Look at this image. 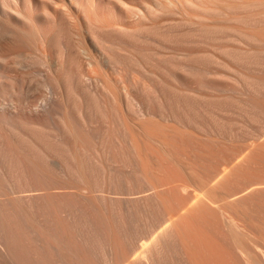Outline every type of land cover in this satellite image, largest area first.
Returning <instances> with one entry per match:
<instances>
[{
  "label": "bare ground",
  "instance_id": "1",
  "mask_svg": "<svg viewBox=\"0 0 264 264\" xmlns=\"http://www.w3.org/2000/svg\"><path fill=\"white\" fill-rule=\"evenodd\" d=\"M263 4L262 0H0V264H132L133 258L135 261L133 264H169L171 258L169 259L167 252L169 243L173 240L175 244L177 242L180 250L177 256L175 255L176 264H206L212 257V250L207 249L208 247L205 249L204 245L202 248L197 242L201 241L202 244L211 242L207 236L205 238L209 241L203 238L206 234L202 232L205 226L202 228L200 226L201 223L204 225V220L209 216L206 218L202 215V211L196 212L197 217L194 216L193 219L195 221L197 218L195 222L200 224L196 226L197 223L195 224L188 216L189 208L184 210V206L190 203L198 205L194 204L196 205L194 209L200 205H203L204 210L216 207L217 210L209 209L210 211L213 209L212 213L210 212L212 218L213 216L217 218L220 210L219 216L222 217L221 220L227 226L234 241H237L236 248L241 251V258L244 256L243 253L247 257L245 261L242 260L243 263L264 264L262 227H259L261 231L258 233L261 234L258 237H261L259 240L263 242L259 244L258 239L255 241L259 246L258 249L257 246L249 248L250 245L247 246L245 243L251 234H248V230L245 233L244 228L250 227L253 231L255 225L252 223L253 226H250L251 221L248 219L253 207H249V213L246 212L248 215L245 213L248 208L245 207L243 213L245 218L240 215L250 222L237 221L243 230L233 221V217L236 216L230 218L228 215L230 209L240 205L241 199H237L239 196L234 198L233 194L237 191L238 195L241 193L247 195L248 192H243L245 185L243 188L240 185L241 193L239 188H236V191L234 188L227 190L224 184L219 189L213 182L214 179H219L218 176L222 177L220 176L222 172L215 171L213 175L211 174L213 177L206 169L196 168L190 170V173L186 172L190 167L184 164L179 156L172 154V150L169 153V145H175L169 144L171 140L167 134L169 128H166L167 132L163 131L164 135H159L152 125L154 110L146 101V104L142 103L144 105L140 108L135 107V101L138 103L143 99L142 94L151 91V84L147 81L161 79L159 76L162 75L158 76V70L169 75V72L158 64L169 66V61L173 62L175 57H180L166 54L169 53V44H189L197 37L208 39L207 42L205 41L208 43L209 40L216 41L217 35L220 38L224 33L226 36L227 32L231 35L236 32L248 43L250 42L249 44L254 45L245 48L239 45H223V43L215 45L214 54L217 51L228 60L259 64L264 57V31L258 28L262 32L251 33L246 31V27V30L234 28L218 22L220 20L210 18L229 15L238 8L253 7L254 10V7L260 8ZM177 15L181 16L180 20H176ZM240 18L233 17L230 20L240 21ZM231 35L229 34V37ZM193 51H188L182 56L201 65L221 59L211 52ZM123 67L128 70L137 68L140 71L142 75L140 88H136L129 76H123ZM195 68L190 67L193 69L190 71L191 74L193 71L197 72ZM248 81L252 89L249 104L255 115H264V76H249ZM90 84L95 85L97 90L94 91ZM39 85L48 92L34 97L33 92ZM164 88L166 90V87ZM176 89L179 92V89ZM169 90L168 85L167 91ZM60 91L71 103L74 117L69 114H59ZM84 96L88 98L87 101L83 99ZM184 98L185 100L182 99L184 103L180 104L183 110L188 108V99H192L185 94ZM122 100L127 114L122 110ZM212 105L209 107H215ZM225 106L228 108L229 104ZM222 107L224 108V105ZM110 116L119 124L122 137L128 145L131 154L129 162L134 166L138 181L135 185L134 180L122 172L115 174L114 168L118 162L115 157L112 158L108 147L101 146L100 159L99 162L96 161L102 168L103 181L97 179L100 173L97 174L96 168H92L90 162L81 154V151H87L85 144L90 140L92 142L90 136L96 131L95 117L107 121ZM8 117L15 122V126L6 125L5 119ZM56 117L59 134L55 133L58 136L53 138L46 134L39 123L51 121ZM23 131H27L28 135ZM52 132L55 131L50 133L53 134ZM83 137H90V140L87 138L86 142ZM211 140L214 143L215 137ZM37 142L41 145L37 146L35 144ZM119 144L122 145L120 140ZM251 147L254 148L253 145ZM52 156L59 159L58 168L52 164L54 159ZM230 168L227 172L231 175ZM209 175L212 178L215 176L213 182ZM229 180L224 181L232 182ZM123 182L132 183V186L124 185ZM251 184L249 183L248 186ZM260 185L256 188L259 192L262 187ZM222 187L226 191L220 192ZM243 194V197H239L243 198V201L249 198L248 195L244 198ZM71 199L79 204L78 209L68 205V200ZM115 201L121 209H127L129 214L132 211L139 213L143 209L146 223L152 228L151 230L156 227L160 229V234L151 236L152 242L150 246L148 245L149 248L144 244L145 246L140 245L130 250L133 252L131 262L129 252L122 247L121 239L112 234V227L109 226V220L113 218L110 219L112 216L108 217L107 212L113 208ZM190 207L193 208V205ZM228 209L229 212L226 213ZM214 210L218 212L217 215ZM76 211L80 212V219L76 218ZM208 212L206 210V215H209ZM254 215L255 213L251 214V217L253 218ZM203 216L205 219L202 218ZM240 216L238 219L242 218ZM133 217L131 215V218ZM199 217L203 222L200 223ZM212 218L210 216L207 221L211 222ZM217 220L211 223L215 222L217 225ZM110 222L112 224L113 220ZM215 223L212 226H215ZM263 224L264 221L261 226ZM170 226V234L174 238L171 241V236L167 233ZM165 227L168 229L166 230ZM196 227L198 229H195ZM112 230L116 231L114 228ZM171 230L174 232L171 233ZM120 231L122 230H119V233ZM192 233H196L197 238H194ZM212 234L208 232L206 235L217 239ZM132 235L133 233H127L126 237L131 240ZM102 237L104 239H100ZM194 240L195 247L200 246L202 249L196 251ZM97 241L99 247L94 246ZM253 241L249 242L252 246ZM213 242L210 245L221 246L219 241ZM222 248V246L218 248L219 252L215 251V254L218 252L222 255L220 250ZM203 249L206 254L210 252V256L207 254L208 258L205 253L203 254L206 256L205 259L207 258L206 263H203L205 261L202 255L200 256L204 252ZM198 250L201 251L200 254ZM163 251L166 252L162 253ZM221 255L215 257H221L220 259L223 260ZM219 261V264H226ZM213 264H216V261Z\"/></svg>",
  "mask_w": 264,
  "mask_h": 264
},
{
  "label": "rangeland",
  "instance_id": "2",
  "mask_svg": "<svg viewBox=\"0 0 264 264\" xmlns=\"http://www.w3.org/2000/svg\"><path fill=\"white\" fill-rule=\"evenodd\" d=\"M262 1L264 2V0H262ZM254 8H255L254 10H253V7L252 8H238V9H235L234 11H232L229 15H226V16H228V18H226V16H220V17L217 16V17H211L210 19L220 20L218 22H223L222 24H225L227 26H232L234 28H240V29H245V30L247 28L246 31L251 32V33H256V31H257V33L262 32V31H264V28H263L264 27V23H263V21H264V12H263L264 11V4H263V6L261 5V7H260L261 9L263 8L262 9L263 11H261V9L259 7L258 8L254 7ZM238 10H240V11L238 12ZM259 11L262 13H260ZM180 15H182V14H180ZM180 15L179 16L177 15L178 17L177 16H171V17H173V18L177 17L178 19L176 18V20H180L181 19ZM239 16L240 17L243 16V17L240 18ZM171 17H169V19ZM233 17L240 18L241 20L240 21L230 20V18H233ZM242 19L248 20V21H244ZM171 20H170V23H171ZM238 22H240V24ZM258 28H260L262 31ZM224 34L223 35L221 34L222 37L220 36V38H219V35H217L216 41L211 42L209 40L208 43H206L207 42L206 40H208V39L197 37V39L193 40L194 41L193 43H189V44L186 43L183 45L182 44L181 45L169 44V53L166 52V54H169V56L174 55V56H178V57L180 56V57L179 58L175 57L173 59L174 60L173 62H172V60L169 61L170 62L169 66L166 64H162V63L158 64L159 66H161L162 69H165L166 72H169V75L166 73H163L162 70L161 71L158 70L157 71V72H159L158 76H159V74L162 76L164 75L163 76L164 78L162 76L161 77L159 76V78H161L163 80H161V79H155V80L152 79L151 81L148 80L147 82L149 84H151V87H152L151 91L148 93L142 94L143 96L141 98H143V99H140V101H138V103H137V101H135V107H137V109H138V108H140V106L144 105L142 103H145V101H146V103H148V105L154 110V117H153L154 119L152 121V125H153L155 132H157V133L159 132L158 133L159 135H164L165 134L164 132L169 128V130H168L169 133L166 131L167 134L169 135V139H171V140H169V144H173V143L175 144L173 146L169 145V153L172 150L173 151L172 154H174L175 156H179V158L182 160V162L191 168V169L189 168V171H186V172L190 173L191 171L195 170L196 168L199 170H205L206 169V170H208L210 175L211 174L213 175L215 173V171L217 172V170H218V173L222 172V174L220 175L222 177H219V176L217 177L221 180L214 179L215 176H214V178H212L213 177L212 175H211L212 177L209 175L210 178H212V180L208 179V180H211V182H213V179L215 182L217 181L218 182V183L216 182L217 184L215 182H213V183L219 189L222 186V184H224V185H226L225 187L227 188V190H229V189L233 190V188H234V190L236 191L239 188L241 190V191L239 190V192L241 193L242 188L245 185L244 187L246 189L244 188L243 192H245V191H246V193L248 192L247 195L249 198H247L246 197L247 195L243 194V193H241V195H238L237 191H236V193L233 194L234 198H236L235 196L240 197L243 194L244 198H247V199L246 200L244 199V201H243V198H239V197L237 198L239 200L240 199L242 200V201L241 200L239 201L240 205H237L236 207L232 208L233 210L230 209L231 212L235 211L236 214H235V212H232V213L229 212V209L226 211L224 210V211L226 213H228V212L230 213V214L228 213L230 218H232L233 215L236 216V217H233L234 218L233 221L236 224H239L237 222L239 220L241 222H244V223H246V222L248 223L251 221L250 222L251 225L249 224L250 226H253L255 223V225L253 226L254 229L252 228L253 231L250 230V227H249V229H247V227H245L243 230L239 224V227L241 228V230H243L245 233H247L246 230H248V234H251V236L248 238V240L245 241V243L247 244V246L250 245L249 248H253V247L257 246V243L255 242V241H257V239H258L257 242L258 243L260 242L259 244H262V242H263L262 240L261 241L259 240L261 237H258L261 234V233H258L259 231H261V230H259V227L260 228L262 227L261 229L264 232V230H263L264 224H263V226H261L262 222L264 221V188H263L264 187V184H263L264 183V160H263L264 159V115H261V114H260V116L255 115V112H253V109L251 108V106L249 104V100L252 96V89H251V85H250V82L248 81V79H249V76H264V57H262V61L259 64H257V63H252V64L249 63L248 64L246 62H238L235 60H228L225 57H223L222 55H220L219 53H217V51L214 54V51L216 50V46L220 45V44L222 45L223 43H224L223 45H228V44L236 45V46L239 45V46H243L245 48L254 45L253 43H251L253 45L249 44L250 42L248 43L246 40L241 38V36L238 35V33H236V32H234L232 35L230 32L229 33L227 32L226 36ZM229 34L231 35L230 37H229ZM229 38H230V40H229ZM198 39H199V41H198ZM203 40H204V42H203ZM228 40H229V42H228ZM198 50L199 51L203 50L204 52L206 51L209 53L211 52L216 57H218V59H220V58L221 59L219 61L211 62L209 64L208 63H202V65H201V63L199 64V63L192 62L190 60L185 59L184 56H182L184 53H187L188 51L196 52ZM174 56H172V57H174ZM182 57H183V59H182ZM165 65L169 68H167ZM190 67H192L193 69L196 67L195 69H197V72L193 71V73L191 74L190 71L193 69H190ZM182 71H184L185 73H183ZM201 71H203L206 75ZM199 72H201L202 74L200 73L201 74L200 75ZM122 74H123V76H129L134 81L136 88H140L141 83H142V80H141L142 75L137 68H133V69L128 70V69L123 67ZM184 74H186V75H184ZM188 75H189V77H188ZM191 75H193L194 77ZM215 75H217V76H215ZM166 80H167V82H166ZM164 81L166 83H164ZM92 85L93 84H90L92 89H94V91L97 90L95 85H93V86ZM163 85H165V86H163ZM168 85H169V89H170L169 91H167ZM164 87H166V90ZM173 87L178 88L179 92L176 88H173ZM38 88H40V89H38ZM41 88L44 89V87L41 85L37 86V88L33 92L34 97H38L41 94H47L48 91L47 90L45 91V89L41 90ZM163 90H164V93H162ZM175 90L177 91V93ZM180 90L183 91L184 93L181 92ZM62 93L63 92L60 91V93L58 95V102L61 106V109L59 110V114L60 115L69 114L70 116L74 117L75 114L73 113V108L71 106V103L66 99L64 93L63 94ZM178 93H179V95H178ZM184 94H185V96L188 95L192 99H188L189 100L188 101V108L183 110L182 107H180V104L184 103V100H185ZM162 96H164V97H162ZM180 96H181V98H180ZM204 96H206L207 99H206V97L204 98ZM208 97H210V99ZM218 97H221V98L219 99ZM197 98H199V99H197ZM214 98H215V100H214ZM83 99L86 101L88 100V98L85 96L83 97ZM182 99H184V100H182ZM198 100H199V102H198ZM195 101L197 103H195ZM208 101H209V104H208ZM210 102H211V104H210ZM213 102H214V104H213ZM200 103H201V105H200ZM215 103H217V104H215ZM218 103H219V106H218ZM207 104H208V107H207ZM227 104H229L230 107L227 106L228 108H226L225 105H227ZM121 105H122L123 112L125 114H127L123 100L121 101ZM211 105L215 106V107H209ZM223 105H224V108L222 107L223 111H221L222 110L221 106H223ZM216 106L218 108H216ZM206 107L208 110L206 109ZM213 108H215V109L213 110ZM249 108H251L250 111H249ZM202 109L204 111H202ZM249 116H250V118H249ZM135 117L134 118L131 117V118L136 119ZM94 120H95V127H96V131L94 132L95 134H92L90 136L91 138L87 137L88 140L92 139V142H91V140L89 142L88 140H86L87 139L86 137H83L86 142L88 141L90 143V144H88V142H87L85 144V146L87 147V151H84V152L81 151L83 158L88 160V162H90L89 165L92 168H96L97 174L100 173L99 174L100 176L99 177L97 176V179H99L100 181H103V179H102L103 171L101 170L102 168H101L100 164L97 162H99V159H100V153L102 151L101 146L104 145L105 148L108 147L110 154L111 153L113 155L115 154L114 156L111 154L112 158L115 157L116 161L118 162L114 168V170H116L115 174H119L120 172H122L127 177H131L132 180H134L133 184L135 185L136 183H138L137 176L134 173V166L132 165V162H129L131 154H130V151L128 150L127 143L125 142L124 138L122 137V134H121L122 129L120 128L119 124L117 122H115L114 120H112L111 116H110V119L107 121H103V120L99 119L98 117H95ZM5 123H7L6 125H8V126L9 125L10 126L16 125L15 122L9 117L5 119ZM39 125H42L41 127H43L46 134L49 135L50 137L53 136V138H54V137L58 136V135H55V133L59 134V126H58L59 124L57 121V117L51 121H48V122H46V121L41 122V123H39ZM155 127H157V128H155ZM48 130L50 132L51 131H55V132H52L53 134H51L50 132H48ZM159 130H161V131H159ZM23 132L26 133V135H28L27 131H23ZM213 137H215L214 143L211 140ZM257 137H258V139H257ZM113 138L115 139V141ZM209 138H211V139L209 140ZM117 139H118V141H117ZM119 140L121 141L122 145L119 144ZM209 142H212V143H209ZM35 144L37 146L41 145L38 142ZM93 144H94V146H93ZM99 144H100V146H99ZM87 145H89V146H87ZM252 145L254 148L251 147ZM92 147H94V148H92ZM178 148H179V150H178ZM118 149H121V150H118ZM180 149H181V151H180ZM97 154H98V156H97ZM220 157H222V158H220ZM52 158H54V159H52L53 160L52 164L54 165V167L58 168L59 163H60L59 159L55 158L54 156H52ZM91 158L94 159L93 162H92ZM228 160H229V162H228ZM188 162L190 164H188ZM94 163H95V165H94ZM229 167H231L230 168L231 169V175L229 172H227ZM177 169H179V167H177ZM211 170H212V172H211ZM225 173L226 174L228 173V174L226 175ZM185 174H187V173H185ZM228 175L230 176V178H228ZM183 176L184 175L182 174V177ZM226 176L230 180H232L231 178H234L232 180V182L229 180L230 182H228V183H230V184L228 185V187H227L228 183L226 181H224V180L228 181ZM224 177H225V179H224ZM186 178L187 177L185 176V179ZM182 179H184V177ZM222 181H223V183H220ZM249 183H252L253 185L251 184L248 186ZM257 183H258V185H260L259 183H261V185L263 184L262 187L260 188V192L258 191L259 189H256L259 187L257 185ZM123 184L128 185V186H132V183L123 182ZM255 184L258 187L255 186ZM240 185L242 188L240 187ZM223 188L224 187H222L221 190H219V191L220 192L226 191L225 188L224 189ZM250 191H251V195H252L251 197H250ZM256 192H258V193H256ZM253 193L254 194L256 193V194L254 195ZM26 195H28V194H26ZM68 203H69L68 205H70V207H74V208L79 207V204L76 201H74L73 199L68 200ZM194 204H196V203H194ZM194 204L190 203V205H193V208L190 207L189 204L184 206L185 207L184 210L187 207L189 208L190 213L188 212V216H190L189 218L192 219L193 222H195L197 219L196 218L195 221L193 219L194 216L197 217L196 212L200 213V211L203 212L202 215H205V217L211 216V218H212V214H210V212L213 209L211 211L209 209L214 208V207L207 208L204 210V208L202 207L203 205L202 206L200 205L203 209L199 206L198 208H195V209H197L195 211L194 207H196L197 204L196 205H194ZM117 206H119V204L115 201L113 208H112L114 210L111 209L110 211H108L109 214L107 212L108 217H110V215H111L112 217L110 219L113 218L112 219L113 223H115L113 225V223L111 224V222H110L112 220H109V223H110L109 226L112 227L111 228L112 234L116 238L118 237V239H121V241H120L121 245L125 250H127L129 252L128 253V256L130 258L129 260H130V262L133 260V262H132V264H133V263H135V261L133 258V252L130 250L134 247L137 248V246H140V245H143V246L146 245V247L149 248V246L152 242V240L150 239L151 236L154 237V236L160 234V229H159V227L158 228L156 227V229L154 228L153 230H151L152 228L146 223V220H145L146 215L143 213L144 212L143 209L140 210L139 213L132 211V213L129 214V212H127V209H125V208L121 209L120 206H119V208ZM245 207L248 208L247 209L248 211H245L246 210ZM249 207H253V209L250 208V210L252 209V212H250V213L251 214L255 213L253 218L251 217V214L249 213ZM139 208H141V207L139 206ZM191 208H192L193 213L190 210ZM206 210H207V212L209 211L207 213L209 215H206ZM216 210H217V208H216ZM186 211H188V210H186ZM241 211H242V213H241ZM244 211H245V213L246 212L249 213V215L247 213H246V215H248V219L250 221L248 219H247L248 221H246V219H244L245 218L243 216ZM218 212L220 213V210H218ZM218 212L215 211V214L217 215ZM184 213H187V212L184 211ZM219 213H218V216L221 214V213L220 214ZM121 214H123L125 216L127 214L128 215L125 217V216H122ZM75 215H76V218H78V219L81 218L79 211H76ZM131 215H132V217L133 216L134 217L131 218ZM199 215H201V214H198V216ZM240 215H242L244 218ZM218 216H217V218H214V216L212 218V221H214L215 219L216 220L218 219L217 220L218 222L216 221L217 225L215 222H213V223H215V226L214 225L212 226L213 223H211L212 222L211 220H210L211 222H208L209 217H208V219H205L204 216L202 217L205 219L204 220L205 222H203L202 219H200V217H199L200 223L202 221L204 223V225L202 223L200 225V224H198L199 222H195V224L197 223L196 226L200 225L201 228L203 226H205L204 231H202L203 229L199 228V229H201V231L203 233L206 232V234H208V232H211V234H212V231H213L214 237L216 236V238H217V239H214L213 237L210 238L209 235L203 234L204 239L208 238L211 241L210 243H212L213 241H217V242L219 241V243H221L220 245L223 247L222 249H220V250H222V255H221L220 253H218L219 252L218 248H221V246L218 247L219 245H216V246L210 245L209 242H206L203 244L201 243V241L197 242L198 243L197 245H199V243H200L201 247L204 245L205 249L208 247L207 249L212 250L211 251L212 257L209 260H207V258H208L207 254H209L210 252L206 254L205 249H203L204 252H202L200 254L201 251L199 252V250H198L200 256L202 255V257H203L202 259H204V261H205V262H203V260H202V262L206 263L208 261V263H206V264H213L214 261H216V264H217V259H218V264L220 263L219 260H221V262H224L226 264H229V263L230 264H245V263H243V261H245V259L247 258L246 255L243 253L244 256H242V258H241V256H240V255H242L241 251L240 250L238 251V249L236 248L235 242H237V241H234L235 239L231 236L230 232L227 230L228 229L227 226L225 225L223 220H221L222 217L221 216L218 217ZM239 216H240V218L241 217L243 218V219L241 218L243 221L241 219H238ZM121 218L124 219L125 221H123ZM130 218L132 219L131 222H129ZM251 218L255 219L256 221L252 220ZM261 218L263 220H261ZM116 219H117V221H116ZM126 220L128 221V223ZM260 220L262 222L259 224ZM206 221H207V226L211 223L210 226H208L209 228L206 226ZM252 221H255V222H252ZM70 222L72 223V221H70ZM121 222L122 223L124 222L126 225L124 223L122 224ZM252 223H253V225H252ZM222 224L225 225L224 226L225 229L223 228ZM241 224L244 225L243 223H241ZM245 226H246V224H245ZM120 227H122V228H120ZM113 228L116 230V231L114 230L115 232H113V230H112ZM165 229L167 230L168 228L165 227ZM170 229H171V226L168 229L169 232L167 230V233H169V235L171 236V239H170V241H171L174 238H172L173 235L170 234ZM195 229H198V228L196 227ZM210 229L212 231H210ZM119 230H122V231H120V233H119ZM207 230H209V231L207 232ZM172 231L174 232V230H171V233H172ZM249 231H251L252 233L251 232L249 233ZM193 232H195V231H193ZM127 233L128 234L133 233V235L131 236V240L126 237ZM257 233H258V235H257L258 238L256 237ZM192 234H193V236H195L194 238H197L196 233H192ZM213 234H212V236H213ZM118 235H120V236H118ZM201 235H202V233H201ZM193 236H191V237H193ZM205 236H207V238H205ZM262 236H264V235L262 234ZM255 237H256V239L253 241V239ZM100 239H104V238L102 237ZM208 239H207V241H209ZM252 241H253V246L250 244ZM95 243H94V246L96 245V247H99L98 241ZM207 243H209V244H207ZM176 244H177V242H176ZM176 244L174 243V240H173V242L171 241L169 243V251L167 252L168 254L165 253V254H167V256H169V259L171 258V260H169V262H170L169 264H176V259H175V258H177L176 254H178L177 252L180 251L178 244L177 245ZM213 244H216V243L213 242ZM170 245L173 248H171ZM193 245H194V248H196V251H197V249L203 248V247L201 248L200 246H198L200 248L195 247L196 241H195V244H193ZM207 245H210L211 247L213 246V248H210V246H207ZM258 247L259 246H257V249H258ZM215 251H218L217 252L218 254L217 253L215 254ZM164 252H166V251H163L162 253H164ZM207 252H208V250H207ZM204 253L207 256L206 259H205L206 256L205 255H204L205 257L203 256ZM216 255L218 257L220 255L223 256V260L220 259L221 257L216 258L215 257ZM232 255H233V257H232ZM172 256H175V257H172ZM209 256H210V254H209ZM239 256H240V258H239ZM224 257H225V259H224ZM131 258H133V259L131 260ZM92 261L96 262V260H92ZM228 261H229V263H227Z\"/></svg>",
  "mask_w": 264,
  "mask_h": 264
}]
</instances>
